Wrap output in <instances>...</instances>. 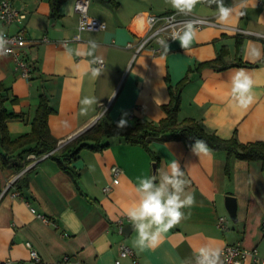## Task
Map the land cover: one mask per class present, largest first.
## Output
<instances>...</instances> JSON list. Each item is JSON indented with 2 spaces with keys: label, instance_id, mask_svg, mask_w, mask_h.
<instances>
[{
  "label": "crops",
  "instance_id": "crops-1",
  "mask_svg": "<svg viewBox=\"0 0 264 264\" xmlns=\"http://www.w3.org/2000/svg\"><path fill=\"white\" fill-rule=\"evenodd\" d=\"M25 17L9 23L0 21V31L21 32L28 40L23 48L32 65L29 77L21 75L11 55L0 57V84L10 98L5 105L18 114L6 120L8 135L14 139L31 130L39 93L48 96L53 111L48 116L50 133L58 139L52 150L58 152L79 133L92 128L102 114L117 122L127 113L128 123L143 117L157 122L165 116L162 105L169 100L168 82L179 81L188 68L212 60L222 46L226 62H255L263 53L264 0H248L245 15L225 25L216 22V5H196L193 13L209 17L213 24L196 28V38L188 50L177 41H167L170 49L151 54L143 51L133 57L125 45L136 39L133 19L137 12L163 13L173 10L165 0H115L116 5L89 0L88 15L106 25L104 29H84L78 40V13L75 0H62L58 15H51L48 0H9ZM233 6L238 0H224ZM243 38L235 55V39ZM46 37L47 40H42ZM98 47L89 55L88 41ZM253 49L261 53L253 55ZM102 58V74L91 75L92 61ZM244 69L253 79V103L247 109L229 104L230 77ZM97 103L87 115H80L84 97ZM180 119L193 117L218 136L236 135L241 142L264 140V63L258 66H230L222 70L204 67L191 72L181 94ZM107 147L84 148L72 162L79 173L78 186L48 153H27L0 165V264H114L119 244H127L133 257H121L122 264H185L202 246L239 244L256 248L264 258V170L260 161L232 157L230 175L224 171L225 151L198 157L182 140L152 141L157 156L153 171L149 153L138 144L117 137ZM50 151V152H52ZM27 161L18 171L15 163ZM177 162L185 172L188 188L196 203L183 209L185 219L166 233L157 247L140 251L134 247L136 234L126 211L135 202L139 180L161 167ZM118 166V182L112 167ZM16 181L10 184L15 177ZM26 186L17 188V183ZM109 185L110 189L103 188ZM18 191L17 195H13ZM236 199V220L225 207V195ZM31 207L35 209L31 211ZM43 214L48 222L37 216ZM229 217L226 228L217 226V217ZM124 220L119 232L115 221ZM36 250L39 261L30 256L26 242ZM222 259V257H221ZM242 264H252L248 257Z\"/></svg>",
  "mask_w": 264,
  "mask_h": 264
},
{
  "label": "trees",
  "instance_id": "trees-1",
  "mask_svg": "<svg viewBox=\"0 0 264 264\" xmlns=\"http://www.w3.org/2000/svg\"><path fill=\"white\" fill-rule=\"evenodd\" d=\"M61 1L48 0L51 15H58V7ZM101 1L108 2L113 6L117 4L115 0ZM242 41L243 38L241 35L236 36V56L241 51ZM262 47V56L255 62L242 61L240 58H237L234 62H226L225 56L227 54V48L222 46L214 59L198 63L193 68H188L185 75L175 84H172L169 78L166 77L169 100L162 105L165 116L157 122L139 117L133 122L128 123V127L120 132L119 135H116V122L112 121L107 115L102 114L92 128L79 133L67 142L59 153L52 151L57 146L58 139L49 131L48 116L53 109L49 103L48 96L44 93H39L37 107L31 121V130L11 139L7 132L6 120L10 117L18 116V114L9 112L5 103L7 100L15 101L16 98L12 97L9 99L6 89L0 84V165L5 166L13 157L20 158L27 153L41 155L52 151L48 156L54 159L58 167L68 174L75 185L78 186L79 173L72 162L78 157L81 149L87 148L92 151H97L108 146L109 138L117 137L126 143L141 145L155 163L157 162V156L151 149L152 141L177 139L182 140L186 146H192L197 139H202L211 150L226 152L224 171L227 176L230 175V160L232 157L247 161H260L262 169L264 170V140L241 142L235 134L228 138H223L215 132L206 130L193 117L180 119L178 116L181 106L182 90L188 82L191 72H199L204 67L222 70L230 66H258L264 63V41ZM26 163V160H19L15 163V168L19 171ZM24 186H26V182H21V184L17 183L16 187L22 188Z\"/></svg>",
  "mask_w": 264,
  "mask_h": 264
},
{
  "label": "clouds",
  "instance_id": "clouds-1",
  "mask_svg": "<svg viewBox=\"0 0 264 264\" xmlns=\"http://www.w3.org/2000/svg\"><path fill=\"white\" fill-rule=\"evenodd\" d=\"M165 3L177 13L191 14L196 5L207 3L209 6L216 5V22L220 25L227 24L235 13L237 16L245 15L248 0H238L233 6H226L224 0H165ZM196 28L192 22L186 23L180 31L172 34L168 39L177 41L183 50L191 47L196 38ZM89 55L98 47L94 40L88 41ZM165 53L170 49L166 40L162 41ZM11 53L8 41L3 31H0V57ZM255 58L261 53L253 49ZM93 64L102 63L99 58L92 61ZM102 74V67L91 68V75L98 77ZM253 79L244 69L235 71L230 77L229 104L240 109H247L254 100L252 94ZM80 115H87L89 109L97 103L95 97H84L81 101ZM124 113L116 122V135L128 127ZM191 151L199 158L210 155L211 150L202 139H197L191 146ZM185 172L179 164L171 162L166 167H161L150 177L139 180L135 187V202L127 209L126 216L136 234L133 242L134 247L140 251L159 245L164 235L173 227L185 219L183 209H190L194 204V193L188 188V181L184 178ZM223 253L219 247L202 246L194 251L193 257L185 264H223L221 259Z\"/></svg>",
  "mask_w": 264,
  "mask_h": 264
},
{
  "label": "built area",
  "instance_id": "built-area-1",
  "mask_svg": "<svg viewBox=\"0 0 264 264\" xmlns=\"http://www.w3.org/2000/svg\"><path fill=\"white\" fill-rule=\"evenodd\" d=\"M89 0H75L74 9L78 13L77 32L72 36V39L78 40L80 38L79 32L84 29H104L106 27L103 21H100L94 17L88 15ZM25 17V13L14 8L9 0H0V21L9 23L14 20H20ZM192 22L195 28H202L205 25L213 24L214 21L209 17L191 13L188 15L177 14L174 10L163 13L152 12H137L133 19L134 30L136 32V39L134 41H128L126 47L132 50L133 57L143 51H148L151 54L159 53L163 51L162 41L168 39L172 34L180 31L183 26ZM4 32V31H3ZM8 41V47L11 49V55L15 61L16 66L20 69L21 75L29 77L32 72V65L27 61L24 56L23 48L27 44L28 40L19 32H4ZM42 40H47L43 37ZM102 63H97L95 66L102 67L104 61L99 58ZM51 153V152H49ZM48 153V154H49ZM33 155V154H32ZM34 156V155H33ZM112 173L114 174L113 182H118L117 175L120 171L118 166L112 167ZM15 176L9 183L13 184L16 181ZM105 191L110 189L109 185H105L103 188ZM18 191H14L13 195H17ZM31 211L35 209L31 207ZM37 216L48 222V218L43 214L37 213ZM229 217L225 215H219L217 217V226L221 229L227 227ZM118 231H123L124 220L118 218L115 221ZM261 226L264 229V218L262 219ZM29 247L30 256L35 261H39V256L35 249L31 247L30 242H26ZM222 261L223 264H242L244 260L251 257L252 264H264V258H261L256 248L247 249L241 247L239 244H225L222 248ZM121 257H133L132 249L125 243L119 244L118 257L114 260V264H122ZM132 261L137 264L136 258Z\"/></svg>",
  "mask_w": 264,
  "mask_h": 264
},
{
  "label": "water",
  "instance_id": "water-1",
  "mask_svg": "<svg viewBox=\"0 0 264 264\" xmlns=\"http://www.w3.org/2000/svg\"><path fill=\"white\" fill-rule=\"evenodd\" d=\"M152 167H153V171H155V168H156L155 162L152 163ZM224 201H225V207L227 209V212H228L230 218L233 221H235L236 220V208H237L235 197L227 194L224 197Z\"/></svg>",
  "mask_w": 264,
  "mask_h": 264
},
{
  "label": "bare ground",
  "instance_id": "bare-ground-1",
  "mask_svg": "<svg viewBox=\"0 0 264 264\" xmlns=\"http://www.w3.org/2000/svg\"><path fill=\"white\" fill-rule=\"evenodd\" d=\"M80 36V35H79Z\"/></svg>",
  "mask_w": 264,
  "mask_h": 264
}]
</instances>
